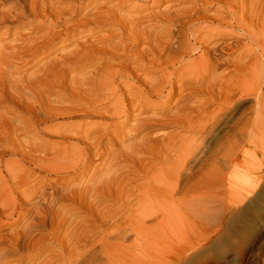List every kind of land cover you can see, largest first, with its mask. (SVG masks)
Wrapping results in <instances>:
<instances>
[{
    "label": "bare ground",
    "instance_id": "bare-ground-1",
    "mask_svg": "<svg viewBox=\"0 0 264 264\" xmlns=\"http://www.w3.org/2000/svg\"><path fill=\"white\" fill-rule=\"evenodd\" d=\"M97 1L0 0V27H7L6 32L11 33L15 25L27 20L40 21L39 29L47 24L52 28L30 44L15 45L19 39L9 41V52L10 48L18 52L30 49L34 44L38 48L39 42L45 47L90 24L97 31L104 26L117 29L123 40L143 46L140 53H134L133 48H114L123 51L125 61L136 64L133 69L97 67L95 72L75 77L82 67L79 64L92 63L95 52L103 61L116 53L105 47L106 38L79 43L66 57L62 59L60 55L58 61L47 66L43 74L49 80L43 86L44 92L50 83L61 87L64 73L71 71L70 94H74L77 99L72 101L80 107L66 111L62 108V113L59 109L48 111L53 121L68 120L61 127L47 125L40 129V123L48 121L41 116L47 114L42 97L28 118L29 125L20 123L24 111L20 105L0 114V264L32 262L47 250L51 253L40 264L158 262L161 255L173 252L160 249V239L170 244L179 238L171 240L177 229L174 222L180 220L187 226L192 209L203 210L207 189L217 192L225 188L230 176L227 172L232 170V175L242 171V164L249 167L247 174L253 172L249 166L252 147L264 126V0H250V5L245 0H196L218 7L210 24L193 28L187 24L161 35L151 29L145 18L134 19L121 12L138 0H121L110 10L101 8L89 15ZM108 1L111 0L102 2ZM10 2L11 7L5 9ZM64 2L75 3L69 12L82 18L79 25L67 27L62 33L55 28L59 20L64 22L66 18L59 7ZM178 10L179 5H175L166 12L173 16ZM224 11L230 15L224 16ZM95 29L89 31L91 35ZM126 30L131 33L125 35ZM18 52L0 53V64L17 59ZM158 69L164 73L155 77ZM176 94L179 99L165 114L162 110ZM198 96L202 99L198 100ZM31 100L36 102L34 94ZM57 101H53L55 105ZM242 101L253 103L240 109ZM235 107L241 111L234 114ZM76 119L77 124L69 121ZM162 120L180 124L181 132L170 139L150 138L142 144L135 141V135L122 138L121 128L130 121V132L137 133L139 128ZM30 131L36 132L34 140L47 143L32 146L27 140ZM116 134L118 139L114 138ZM104 141L117 144L116 154L108 152L106 158L101 155ZM39 147L51 155L45 159L35 157L33 153ZM93 156H98L101 163L90 170ZM129 159L131 166L124 173L119 168ZM72 173H77L75 180L62 183L61 178ZM230 188L234 192L245 190ZM99 198L113 203L97 205ZM80 213H85L82 219H71L72 214ZM64 227L66 235L61 238ZM263 232L264 227L259 233ZM187 236L180 249V240L174 242L179 252L177 259L168 264H187L194 252L202 251L201 243L190 247Z\"/></svg>",
    "mask_w": 264,
    "mask_h": 264
},
{
    "label": "rangeland",
    "instance_id": "rangeland-1",
    "mask_svg": "<svg viewBox=\"0 0 264 264\" xmlns=\"http://www.w3.org/2000/svg\"><path fill=\"white\" fill-rule=\"evenodd\" d=\"M102 1L104 0L97 1V5L95 9L89 11V15L94 13L95 11H98L101 8H103L104 11L108 9L110 10L114 5H117L118 2L120 3L121 0H111L106 3ZM245 3L250 5V0H245ZM11 4H13V2L6 4L5 9L11 7ZM74 5L75 3L64 2L59 6L60 9L64 13H66L67 19L65 18L64 22H62L61 20L58 21L60 24L55 28L56 32L63 33V31L67 27H74L80 24L82 15H73L71 12H69V9L71 10L74 7ZM175 5H179V10H178L179 12L177 15L173 14V16H170V14L166 12V9L170 6H175ZM212 5L208 3L197 2L196 0H138V1H133L130 4H127L125 8L121 10V12L125 16L128 15L132 16L134 19L145 18L144 20L150 23L149 26L151 27V29H153V31L158 35H161L163 32L166 31L169 32L171 30L178 29L181 26L183 27L187 24L189 25L188 26L189 28L210 24V18H213L217 15V9H218V7L215 6L216 4H212ZM224 12H222L224 16L230 15V12L228 11H224ZM222 13L220 14L223 15ZM18 25L19 26L17 25L14 26L11 33L6 32L8 31L7 27L5 26L0 27V53H2L3 55H10L9 54L10 52L12 53L18 52L17 49L13 50L12 48H10V52L7 51V47H10L9 43L11 41L15 39H19V42L17 41L15 45L17 44L22 45L26 43L30 44L34 40L41 37L42 35H45L46 33H50L52 30L50 24H47V27L43 29H39L40 21L38 20H27L21 22ZM19 27L20 29H18ZM92 27L94 29L96 28L94 24H90L89 27L84 29L80 28L79 30H77L78 29L77 28L76 30H74L75 32L72 34V36H69L66 39L58 38L56 39L55 43L49 44L45 47L43 46L45 44L43 42H39V44L36 43V47L39 46L38 48H34L35 44L33 45V48L32 47H28L30 49L24 48L22 51L18 52L17 59L6 60V62H3L4 66H2L3 64H0V107L2 106V108H0V114L8 110L10 111V109L16 110L20 105L19 108H22V110H24L21 111L22 114L20 118V123L28 122L29 125L30 119L28 118L31 117L32 111L37 110V105L38 102L40 101L39 99L43 98L44 100H46L45 104L44 103L43 104L45 106V109L47 110V111L45 110L47 114H42L41 116H43L44 119L45 117H47L48 121L44 122V124L43 122L42 124L40 123L41 125L40 129L45 128V126L48 127L51 125H59V127H61L63 125L62 123H66L68 122V120L61 119V120L53 121L48 111L50 110L57 111L59 109V111L62 113L66 111V108H68L69 110L71 108L72 110H77L80 107L78 103L72 101L73 99H77L75 98V96H73L74 94L73 95L70 94L71 88L69 82L71 80V76H70L71 71L70 72L68 71L69 74H67L68 72L64 73L65 75L67 74L68 77L64 75V80L62 82L61 87L57 85L54 86L55 84L50 83L51 85L49 86L51 87L48 88L49 89L48 91L45 90L44 92L45 88L43 86H45L46 84V79L49 80L48 78H44V74H43L47 66H49L54 61L55 62L58 61L57 59H60L59 58L60 55L62 59L63 56L66 57L65 55H67V53L72 52L76 48L77 44L83 43L85 41H96L98 39H103V38H106L108 40V42H106L104 45L110 51L116 50L114 48H121L127 50L129 48H133L134 53H140L142 51L143 48L142 44L135 46L132 43H130V41L127 38L123 40L122 38H120L117 29H112L109 28V26H104V28L100 30L98 29V31L97 29H95L94 31L95 34L91 35L89 31L93 30ZM82 31H86V32L81 37L80 32ZM130 33H131L130 30L125 31V35H129ZM111 34L113 35L111 36ZM203 35L204 34H202L201 37ZM120 39H122L123 41L121 42V44H118ZM64 41H67V43L64 44L63 43ZM115 52H114L115 54L111 55L112 58H110V60L107 61L100 60L99 58L100 55L97 56L98 53L95 52L96 54L94 53L92 57L96 56V58L93 59L92 63L85 65V63L82 62L81 64H79L82 67L79 68L80 70L77 71L75 77L80 78L81 76L87 75L91 72H95V69L97 67H99L100 69L103 68H118L121 70L133 69V67L136 64L133 63L132 61H127V60L125 61L124 57L126 56L122 55L123 51L116 50ZM157 73H155V77H160L164 72L161 69H158ZM56 76L59 79L60 75L58 73H56ZM47 84H49V82ZM43 92L44 94H42ZM33 94L36 97L35 103L34 101L31 100ZM49 98L52 99V102L58 100L56 102L57 105H55L54 102L50 103L48 101ZM178 99H179V95L176 94L173 100L171 101L170 105L166 109L162 110V112L167 114L173 108V105ZM201 99L202 96H198V100ZM130 102L131 101L128 100L127 103L129 104ZM250 103L253 102L242 101L240 104H238L240 106L238 105L237 106L240 109H243V107L249 106ZM25 107L28 110H26ZM62 108L64 109V111L62 110ZM237 108L235 107V109L233 110L234 114L235 112L238 113L239 111H241L239 110V108L238 109ZM94 112L97 113V111H91L90 113L94 114ZM69 121H73L77 124L79 120L76 119ZM16 124H18V122ZM129 124H131V121ZM129 124L121 128L120 132L123 133V134L121 133L122 138L127 135H135L136 136L135 141L139 144L144 143L150 138L170 139L172 136H177V134H179V132H181L182 130L180 124L178 125V123L162 120L161 123L143 126L141 127V129L139 128L137 130L138 131L137 133H134V132H130ZM263 127L264 126L261 125L260 130L257 132L256 136L258 141H256V145L252 147V152H251L252 161H250L249 163V166L253 168L252 174L251 175L247 174V169L249 167L247 168V166H244V164H242V171L234 173V174L238 173L236 176H234V174L231 175L232 170L228 171L227 175L229 174L230 176H227L226 179L227 182L225 184V188H222L218 191L216 190L217 192L207 189L205 193V200L207 201L203 206L204 207L203 210L200 209L202 207H195V209H192L193 213L191 212L192 215L188 220L189 223H187V226H183L184 224L183 222H180V220L174 222L177 223V225L175 224L176 227L174 225V228L177 229L173 228L174 229L173 231L175 232H172L173 234L171 240H175V237H179L178 239L180 241L178 242L180 243H178L179 245L177 246V248L180 249V247L183 246V244L181 243L182 242L184 243L185 237L186 238L188 237L187 235H189L190 239H186V241L188 240L189 245L192 244L190 247H196L201 243L200 245L202 247L201 248L202 251L194 252L193 259L187 264H264V232L259 233L260 229L264 227V128ZM102 134L103 132H101L99 135ZM35 135L36 132L34 131H30L28 133L27 140L28 143L32 144V146L38 147L40 145L42 146L47 143L45 140L39 142V140L41 141V139L39 138H37L38 141L34 140V138L37 137V135L36 136ZM114 138L118 139V134H116ZM101 145H102V149H104L101 152V155L104 158L107 157L106 154H108V152L109 153L114 152L116 154L115 152V149L117 148L116 143L113 144L111 142L104 141ZM146 146L151 147L150 144H147ZM42 148L39 147L38 152L33 153V155L41 159L48 158L51 155V152H42L41 151ZM2 149L3 148H0V151H2ZM8 159L10 158L9 157L6 158V160ZM93 159L94 160H92V164L88 167V169L90 170L96 168L101 163L100 161L101 159L99 160L98 156H93ZM140 159L146 160L147 158L141 157ZM130 166H131V160L129 159L119 169L123 170L124 173H127L128 172L127 170L129 169ZM29 169L30 167L28 166V171ZM76 175L77 173L66 175L61 178V181L62 183L70 182L72 180H75L74 178H76L75 177ZM246 179H249L250 181L248 182V184L245 183L247 181ZM228 180L230 181V183ZM75 183L76 181L73 184ZM73 184H71V186H73ZM68 186H70V183ZM231 186H237L239 188L245 189L243 190V192L244 191L246 192L248 191V192L244 196V194H242L243 193L242 190H240L239 192H234L230 188ZM247 186L252 190L247 188ZM103 199L104 198H99V200L101 201H98L97 205L107 206L113 203L112 200H103ZM84 216L85 213L74 214V215L72 214L71 219L80 220ZM182 227H185V229L186 227L188 228L187 230H185V229H181ZM65 229L66 228L64 227V229L61 230V234H60L61 238H63L66 235V232L64 231ZM182 230L186 232L188 231V234L184 233V231L182 232ZM176 232L179 235L176 234ZM181 238L183 240H181ZM177 240L170 241V244H167L166 239H160V241L158 242V247L162 250L164 248L165 250L168 248L167 250L170 249V251L173 250L174 252V249L177 245L176 244ZM171 245L174 246L171 247ZM179 249H175L176 252H174V254L173 252H171L170 256H169V251L168 254L166 252L164 254L165 257L161 255V257L158 258L159 260L158 262L157 260L153 259V262L151 260L150 264H160V262H162L161 264H168L170 260L175 261L177 259V253L179 252ZM50 253H51L50 250H47L40 258H37L32 262L31 261L26 262L25 264H40L42 263L43 260H45L44 258H47V256L50 255ZM32 255L28 256L27 259H29V257H31ZM165 261L167 263H165Z\"/></svg>",
    "mask_w": 264,
    "mask_h": 264
}]
</instances>
